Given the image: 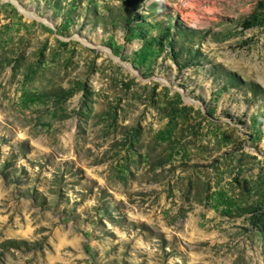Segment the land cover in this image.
<instances>
[{"label":"rangeland","instance_id":"374dc122","mask_svg":"<svg viewBox=\"0 0 264 264\" xmlns=\"http://www.w3.org/2000/svg\"><path fill=\"white\" fill-rule=\"evenodd\" d=\"M0 264H264V0H0Z\"/></svg>","mask_w":264,"mask_h":264}]
</instances>
